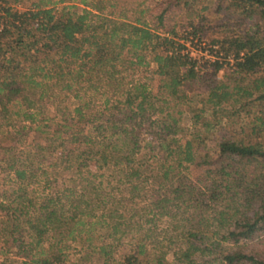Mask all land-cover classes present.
Returning a JSON list of instances; mask_svg holds the SVG:
<instances>
[{
  "label": "trees",
  "instance_id": "1",
  "mask_svg": "<svg viewBox=\"0 0 264 264\" xmlns=\"http://www.w3.org/2000/svg\"><path fill=\"white\" fill-rule=\"evenodd\" d=\"M73 1L40 0L20 12L0 0V116L7 111L5 98L27 104L24 116L34 120L27 111L34 103L24 92L39 100L65 93L76 104L72 122L54 132L62 140L59 161L78 173L93 161L101 169L112 167L132 191L149 182L136 156L145 141L143 126L154 119L153 139L166 154L150 180V200L158 197L155 214L172 217L174 207L184 209L193 224L174 262H155L264 264V0H209L201 10L200 0H146L158 12V26L141 17L107 16L106 0H80L81 7ZM186 9L191 21L184 32L167 30L171 10ZM212 23L221 30L211 42L212 58H196L189 46L207 37ZM141 68L158 78L155 91L135 77ZM90 89L100 98H86ZM185 114L189 128L181 124ZM17 162L9 168L20 185L29 183L34 174ZM12 194L11 204H0V210L14 228L0 234L5 231L3 237L22 248L14 236L22 221L35 237L30 251L40 250L23 264H64L63 248L50 258L49 250L38 247L53 240L51 251L64 239H76L84 219L93 217L83 195L67 196L65 204L51 197L38 204L24 188ZM144 249L140 243L138 253ZM99 251L107 254V247ZM114 264L141 262L128 256Z\"/></svg>",
  "mask_w": 264,
  "mask_h": 264
},
{
  "label": "rangeland",
  "instance_id": "2",
  "mask_svg": "<svg viewBox=\"0 0 264 264\" xmlns=\"http://www.w3.org/2000/svg\"><path fill=\"white\" fill-rule=\"evenodd\" d=\"M6 1L16 10L24 12L32 9L40 0ZM79 2L80 0H75L70 5L79 6ZM208 2L209 0H200L198 2L200 7L197 10H201ZM106 3L108 8L105 15L107 16H113L116 19L127 18L128 21L141 17L151 26L159 25L156 17L158 12L154 11L155 6L150 1L106 0ZM63 7L57 6V12H61ZM189 12L190 9L171 10V14L165 18L166 29L175 26L183 33V26L191 21ZM199 13L201 15V12ZM207 14L211 20L215 19V15ZM212 24L206 26L207 37H204L201 42L195 40L193 45L189 44V49L196 58H212L209 54L212 50L211 42L213 38L221 34V30L217 27L218 23ZM134 73L136 78L148 81L154 91L156 90L158 78L153 75L152 69L148 71L141 68ZM223 74L224 72L220 73V76ZM28 93L24 92V96L29 99V102L34 103V108L27 111L34 114V120H27L24 116L27 104L8 103L6 98L4 102L7 103V111H2L0 116V204L10 205L14 199L13 191H19L21 187L30 197L38 200L36 201L39 202L38 204H42L43 199L47 197L60 198L65 204L67 196L71 195L73 198L83 195V206L89 205L86 210L93 213V217L84 219V226L78 227L82 232L76 231L75 240L64 239L60 247L57 246L51 251L50 245L54 244L53 240L49 243L44 241L38 248L49 250L47 257L50 258L60 255L55 253H59L58 250L63 248L64 264H114L115 261L123 262L128 256H137L141 264H157L155 259L158 258H163L168 263L174 262L176 257L174 253L181 244L185 232L193 224L187 221L191 214L184 209L174 207L171 210L172 217L162 216L160 212L155 214L153 200L158 197L150 200L154 196L153 188H150V180L160 170V166L166 160V154L158 149V142L153 139L152 133L156 130L154 119L145 122L143 126L142 138L145 141L142 152L136 156L139 167L143 170L142 176L149 182L132 191L129 185L124 183L122 173L114 171L112 167L101 169L96 161L90 163V167L82 173L76 172L75 169H65L66 165L59 161L62 140L58 139L54 132L58 129V125L72 122V110L75 108L76 101L65 96V93H62L59 98L49 96L43 100H39V96H30ZM87 97L95 100L97 97L100 98V94H97L95 89H90L86 94ZM99 102L97 104H100ZM181 124L185 128L191 126L187 114L181 117ZM13 160L18 161L16 164L18 168L25 169L30 175L34 174L29 183L20 185L15 172L9 168ZM113 214L114 219L108 217ZM6 215V211L0 210V229L6 230L9 234L14 227L13 223H8ZM19 223L20 230L14 236L20 239V244L22 242L24 244L20 248L9 241L12 240L11 237H3L5 231L1 232L0 264L30 262L34 258L32 256L40 251H30L32 247H35V244L31 245L35 237L22 221ZM64 234L67 235V233ZM261 237L264 238V235L262 234ZM4 241L9 243L4 245ZM140 243L145 247L144 254L138 253ZM102 246L107 247V254L99 251ZM24 249L31 253L26 259L25 254H20V251Z\"/></svg>",
  "mask_w": 264,
  "mask_h": 264
}]
</instances>
